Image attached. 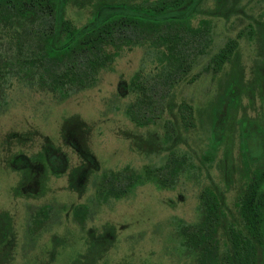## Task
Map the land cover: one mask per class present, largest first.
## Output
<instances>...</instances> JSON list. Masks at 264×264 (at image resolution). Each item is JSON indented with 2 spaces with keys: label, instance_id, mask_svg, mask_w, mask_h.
<instances>
[{
  "label": "rangeland",
  "instance_id": "374dc122",
  "mask_svg": "<svg viewBox=\"0 0 264 264\" xmlns=\"http://www.w3.org/2000/svg\"><path fill=\"white\" fill-rule=\"evenodd\" d=\"M77 1L73 3L69 0L64 14L75 25L81 26L89 14L88 7L82 5L87 2L90 5L94 0ZM235 1L242 13L230 16L228 21L213 18L212 44L208 52L199 53L194 58L185 77L169 90L170 95L160 92L158 104L147 106L148 114L143 119L154 117L158 125L142 127L128 117L125 109L134 97L131 93L127 96L122 94L127 93L126 84L136 72L151 73L156 69L157 55L145 46L124 47L112 66L100 71L95 85L65 95L39 90L38 86L18 81L15 77L10 79L5 101L0 100V212L6 210L12 215L16 234L15 253L10 264H73L74 260V264H82L84 259L80 256L88 253L84 242L87 228L93 227L96 232H101L104 225H111L114 243L103 253L102 256H105L102 259L98 257L101 251L93 255H97V262L91 264H192L180 255L183 250L176 239L174 223L177 218L188 222L197 220L198 195L208 185L218 187L229 221L239 223L235 201L247 178L243 176L240 161V138L235 129L232 137L227 139L225 134V142L213 150L211 112L207 109L215 89L218 86L223 89V77L232 72L231 64H224V69L217 72V78L213 77L210 60L229 38L239 42L236 58L243 75L241 79L246 81L252 74L258 41L256 35L250 37L245 30L254 19L258 20L261 16L260 19L264 20V0ZM94 3L96 0L91 9ZM205 3L203 9L207 12L202 14L211 17L214 0H205ZM197 20L195 18L193 23L197 24ZM190 77H193L192 82ZM164 98L167 102H163ZM183 102L194 108V117H191L193 125L189 127L181 120L182 117L187 119V113L181 117L178 110ZM161 107L164 109L160 110ZM256 113L254 109L253 115ZM172 123L175 125L172 126ZM149 132H157L153 136L158 137L160 145L165 136L168 138L165 143L171 142V151L189 158L188 172L172 181L170 188L157 189L147 183L129 194L122 193L120 199L111 198L99 205L96 211L92 208L93 218L83 228L76 221H71L70 206L93 200L95 176L88 183L81 180V186L89 187L87 193L81 196L68 188L66 174L62 177L50 175L40 195L15 196L13 193L19 175L9 162L6 163V155L19 151L31 155L40 148L42 150L46 140H49L46 143L59 145L72 155L71 149L64 146V139L70 136L88 142L100 167L97 179L104 173L106 178L101 182L111 192L113 188L109 183L112 181L114 184L115 171L124 166L139 170L146 164L161 165L160 155L140 153L136 147L133 148L137 139L150 140L151 137L147 136ZM12 134L25 140L14 142ZM8 138L13 140L6 141ZM209 153L211 160L205 157ZM72 162L73 165L78 163L75 155ZM75 173L76 176L79 174ZM71 183L80 188L77 178L74 177ZM45 203L55 209L37 232L28 233L33 208ZM55 214L60 218L56 220ZM31 235L34 237L31 238ZM5 260L7 257L0 255V264H7Z\"/></svg>",
  "mask_w": 264,
  "mask_h": 264
},
{
  "label": "trees",
  "instance_id": "16d2710c",
  "mask_svg": "<svg viewBox=\"0 0 264 264\" xmlns=\"http://www.w3.org/2000/svg\"><path fill=\"white\" fill-rule=\"evenodd\" d=\"M68 1L0 0V91L5 89L7 75L9 81L23 75L36 78L53 94L90 88L124 47L145 46L157 55L156 69L136 72L126 84L127 93H122L133 95L126 114L139 124L156 122L154 117L143 119L148 114L146 103H157L160 92L170 95L169 90L185 77L194 58L208 52L213 18L226 19L222 15L230 3L218 0L211 9L218 17H204L205 0H96L91 9L94 0L82 5L88 7L89 16L77 26L64 14ZM239 7L234 0L229 9L240 12ZM90 10H94L92 15ZM195 18L197 24L193 23ZM252 26L248 24L245 30L250 37L257 33ZM236 43L229 38L212 55L210 60L216 68L221 69L224 60L230 58ZM4 99L0 95L2 102ZM178 157L172 153L169 159L173 176L188 165L186 156L183 160ZM116 178L114 184L109 183L112 188ZM262 180L256 176L238 194L235 206L239 223L229 221L222 200L206 186L201 194L203 220L185 231L186 248L198 253L199 264H264V193L256 189Z\"/></svg>",
  "mask_w": 264,
  "mask_h": 264
},
{
  "label": "flooded vegetation",
  "instance_id": "af4514ba",
  "mask_svg": "<svg viewBox=\"0 0 264 264\" xmlns=\"http://www.w3.org/2000/svg\"><path fill=\"white\" fill-rule=\"evenodd\" d=\"M217 1L218 0H214L213 7L216 5ZM229 1L230 3L227 4L226 10L222 15L226 17V21L230 20V16H235L237 14L242 13V11H230L229 7L232 5V2L234 0ZM213 13H215V11H213ZM213 13L211 12V15L218 17ZM260 17H258V20H251L253 21V23L251 22V24L253 25L252 27L257 30L256 39L258 41V44L256 48V55L253 59L254 64L252 67V74L250 78L246 81L241 79L243 75H241L239 71V66L236 58V48L239 45V42H237L235 48L233 49V54H231L229 59L224 60V62L222 63L223 66L224 64H231L232 72L228 73V75L223 77L225 78L223 89L221 85L220 86L222 90L219 89V86L215 89L214 98L210 106L207 107V109L211 112L210 139L213 143L212 149L216 150L219 144L225 142V134H227V139L229 137H232L233 131L236 129L240 138L238 146L240 148V161L243 165V176L247 177L246 181L244 182V186L241 188V191L247 188L245 187L246 183L250 182V180H252L256 176H260L263 178V180L259 182V186L256 189L260 193H264V20H261L262 17L261 19ZM220 19L222 20L223 17H221ZM223 66L220 70L224 69ZM211 70L213 71V77H216L219 69L216 68L215 62H212ZM9 78L10 76L7 75V83L5 85V89L3 92L0 91L1 97H4L6 95V89L9 84ZM15 78H17L18 81L38 86L39 90H47L52 93V90L50 88H47V86L42 87L40 84H38L36 78L28 79L25 75L15 76ZM192 81L193 77L191 78L190 82ZM243 97L245 98V101ZM165 100L163 102H167V100ZM152 102H147L146 104L150 105L152 104ZM183 104H187V107H180L179 105L178 110L180 112L181 117L183 114L187 113L186 126L189 127L193 125L191 117H194V108L192 105L186 102H183ZM255 106H258V108H256ZM127 107L125 111L127 110ZM162 108L164 109V107H161L160 110H163ZM254 109L257 111L255 115H253ZM181 120L184 124L185 119H183L182 117ZM149 124L158 125V122L149 121L145 124L139 125H142L143 127L149 126ZM171 125L174 126L175 124L172 123ZM149 129L152 130L153 128ZM156 133L157 132H149L147 134L148 137H151L150 140L148 138L146 140H144V138L137 139L133 148L135 149L136 147L140 153L154 155L156 154L157 156L160 155L162 158L161 165H157L154 163L146 164L139 170L130 166L129 168H127V166H124L120 171H115V176L117 177L115 181L116 185L113 187L111 192L108 190V187H105L104 185L102 186L100 184V181L104 177V173L100 174L97 179L96 175L99 164L95 159V155L89 149L90 147L88 145V142H86L85 140L76 139L75 137L71 136L64 139V146H68L71 149V151L73 152L72 155L67 153L61 147H59V145H51V143L49 142L46 143V141L49 140H44L45 145L42 150L40 148L38 152H35L31 155H26L21 151L17 153H9L5 157L6 163L9 162L8 164L10 165V167H12V169L16 171L19 175V179L13 189V193L15 196L40 195L41 192L44 190V187L46 188V180L49 178L50 175H53L54 177H62L66 174L68 188L71 191L75 192L78 196H81L84 193H87L89 189L88 186H81V180L84 179V181L88 183L90 182L92 176H95V179L93 181L94 191H92L93 200H91L90 198L91 201H80L79 203L70 206V212L72 214L71 221H76L75 223L78 224L81 228H83L85 227L87 221L93 218L92 208L94 209V211H96L99 205H101L102 203L104 204L109 202L111 198L120 199L122 193L129 194L133 192L137 187L147 183L154 185L157 189L170 188L171 180L175 182L177 178H179V176H182L188 172V170H186V168L184 167L183 169H179L174 176L171 175V172L169 171V159L172 156V153L174 155L179 156V160L180 158L182 159V156L184 157L186 155L180 153L176 154L171 151V148H169L171 142L169 141L168 143H165V141H168V138H166L165 136L162 139V145H160L158 137L155 136L154 138L153 136L156 135ZM12 135H14L13 138H15L14 142L16 141L18 143H21L25 140L24 138L16 137V134ZM156 139L157 142H155ZM10 140L13 139L8 138L6 141ZM211 153L205 155V157L209 160L212 159ZM74 155L76 156V158H78V163L75 165H73L72 162ZM154 167L158 168L148 171L149 168ZM75 172H79V174L76 176ZM160 173L162 175L158 176L160 175ZM138 174L141 175V181H138ZM74 177L77 178V183L80 188L72 185L71 181ZM154 179H156L157 181L155 182ZM160 179L162 182L158 181ZM127 181L129 185H127ZM208 187H210V189L213 191V193L218 196L219 199L222 198V192L220 193L217 186L208 185ZM205 188L206 186L202 188L198 195L197 212L199 217L197 218V220L188 222L184 219L177 218L174 223L176 239L178 240L180 249L183 250V253H181L180 255H183L184 259H188L187 261L192 264H199L197 260L198 253L195 250L194 253H190L189 250L186 248L185 231L187 227L191 228V226H193L194 224L199 225L200 222L203 220V203L201 201V194L203 193V190ZM54 209L55 208L51 204L46 203L33 208V212L30 216L32 225L31 227H27L28 233L37 232V230L40 229L43 226V223L49 218L50 212H52ZM55 216L57 220V217L59 216L56 214ZM13 227L14 225L12 215H10V213L6 210L1 211L0 255H5L7 257V260L4 261L8 262L7 264H10L13 261L12 256L13 253H15L16 247V234L14 233ZM103 228L104 229L101 232H96L95 228L90 227L87 228L86 234L84 233V242L87 244L88 253L80 256L84 259V261H82V264H91L97 262L95 261L97 255H93L98 254L99 251H101V254L98 255L99 260L102 259L105 256H102L103 253L106 252L109 247H111L114 243V231L111 225H104ZM32 237L34 236L31 235V238ZM74 263L75 260L73 264Z\"/></svg>",
  "mask_w": 264,
  "mask_h": 264
}]
</instances>
